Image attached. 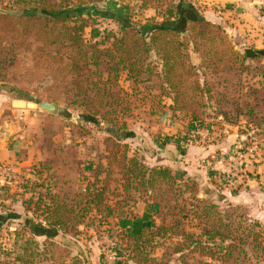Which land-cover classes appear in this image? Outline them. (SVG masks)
Wrapping results in <instances>:
<instances>
[{"label": "rangeland", "instance_id": "1", "mask_svg": "<svg viewBox=\"0 0 264 264\" xmlns=\"http://www.w3.org/2000/svg\"><path fill=\"white\" fill-rule=\"evenodd\" d=\"M186 1L193 5L194 0ZM130 5L135 8L132 20L145 32L155 23L164 21L163 14L155 9L140 11L136 4L131 2ZM196 5L198 11H202L204 6ZM80 10L79 14L87 22L85 40L106 45L110 44V38L118 32L129 14L116 0H104ZM5 11L18 15L26 10L9 0H0V13ZM30 41L33 40L25 43H32ZM17 43L9 35L3 37L0 34L2 124L11 120L13 99L25 96V92L32 97H45L49 89L41 86V82L34 78L36 75L29 74L28 66L36 57V45L20 48ZM248 51H253L250 53L253 55L257 53ZM153 60L158 62L157 57ZM191 61L200 66L202 60L191 52ZM245 64L249 71L244 80L253 85L251 89L247 86L245 101L254 114L246 113L238 126L230 128L224 125L213 111L214 103L203 99L196 107L201 120L190 117L192 104L186 111H174L172 100L160 96V83L156 79L137 87L130 85L137 88V93H130L138 96L131 100L127 128L119 133L123 136L121 145L126 146L114 147L115 151L119 150L118 154L123 155L127 150L130 157L140 158L147 166L170 167L196 177L199 198L212 199L222 213H227V221L242 236L239 247L244 251L226 264H264V58L257 62L249 60ZM203 71L193 79L203 81ZM206 79L212 84L217 81L212 75ZM123 85L129 88V85ZM194 96L197 100L201 93H194ZM4 97L8 100H3ZM60 105L79 120L75 122L51 115L53 118L46 119L47 113L20 109L18 123L22 129L27 128L7 139L17 146V155L15 159L0 162V261L14 264L16 249L22 251L29 241V246L39 253L36 261L41 264H125L128 243L121 228L146 229L161 222L153 213L152 197L145 191H131L125 205L116 204L117 195H121L113 194L121 179L117 168H112L108 180L109 197L102 204V215L88 218L76 228L48 234L44 218L37 214L39 212L34 213L37 208L52 207L56 197H62L59 195L64 192L69 195L63 196L64 201L69 199L75 204L81 199L75 195L91 192L94 175L104 179L110 169L106 140L116 136L114 130L113 135L106 131L111 126L86 114L81 108ZM166 112L173 116V128L163 125L162 118ZM202 127L208 132H203ZM62 186L64 190H61ZM189 202L180 200L181 205ZM74 204L69 203V206ZM42 227L47 228L46 232ZM254 235H260L261 249L247 246ZM156 241L163 246L156 249L157 261L153 264H219L210 259L198 260L191 254L185 263H181L179 255H173L172 248H169L172 240L157 238Z\"/></svg>", "mask_w": 264, "mask_h": 264}, {"label": "trees", "instance_id": "2", "mask_svg": "<svg viewBox=\"0 0 264 264\" xmlns=\"http://www.w3.org/2000/svg\"><path fill=\"white\" fill-rule=\"evenodd\" d=\"M9 1L26 11L18 15H11L10 11L0 13V34L3 37L9 35L20 48L36 45V57L28 66L29 74L36 75L34 78L41 86L49 87L45 97H32L22 91L25 96L17 99L48 100L81 108L111 126L106 130L108 133L112 134L114 130L116 134L106 140L110 154L108 176L101 179L100 175H94L91 192L75 195L81 198L75 204L69 199L64 201L63 196H69L64 192L59 195L62 197H56L52 207L37 208L34 213L39 212L37 214L48 225V229H41L44 232L47 229L48 234L67 231L83 225L88 218L102 215V204L109 197V181L115 167L121 176L114 189L116 193H113L121 194L117 195L116 204L125 205L131 191H145L152 197L153 213L161 222L145 231L121 228L128 243L125 264L155 263V251L159 245L163 246L157 238L172 240L169 248L173 255H179L181 263L186 262L189 254L197 256L198 260L210 259L219 264L229 263L236 255L241 256L244 251L239 247L242 236L227 221V213H222L212 199L199 198L195 176L170 167L147 166L140 158L130 157L127 150L123 155L118 154L119 150L115 151L114 147L126 146L121 145L123 136L119 133L127 128L131 100L138 96L130 93H137V88L130 85L137 87L156 79L160 83V96L172 100L174 111H186L192 104L190 117L201 120L196 107L203 99L214 103L213 111L218 118L222 117L230 126H238L246 113L254 114L245 101L247 86L249 89L253 86L244 80L249 71L245 63L264 58V52L256 51L253 55L250 54L253 51L236 50L227 31L219 24L206 21L186 0H116L129 14L110 38L109 45L85 40L87 22L79 14L80 9L104 0ZM131 2L140 11L155 9L163 14L164 21L143 31L132 20L135 8L131 7ZM28 40L33 41L25 43ZM191 52L200 56V66L192 63ZM154 57L158 58L157 63ZM202 70L203 81L200 78L194 80ZM209 75L216 77L214 84L207 81ZM197 92L201 96L194 100ZM64 189L62 186L61 190ZM180 200L190 202L181 205ZM69 203L74 205L69 206ZM259 237L254 235L247 246L261 249ZM28 242L22 246V251L16 249L14 264H41L36 261L39 253Z\"/></svg>", "mask_w": 264, "mask_h": 264}, {"label": "crops", "instance_id": "3", "mask_svg": "<svg viewBox=\"0 0 264 264\" xmlns=\"http://www.w3.org/2000/svg\"><path fill=\"white\" fill-rule=\"evenodd\" d=\"M196 3L199 6H204L200 14L206 21L219 24L227 31L236 50L242 53L248 50H264V0H194L193 5L195 7L197 6ZM4 98L3 100H8V97ZM13 107L11 104V111L13 112L11 113V120L3 124L0 123V162L15 159L17 146L7 142V139L8 137L12 138L11 134H20L22 130L27 128L26 126L22 129L18 123V113L22 110ZM50 118L51 116L47 114L46 119ZM219 119L227 127H236L225 123L222 117ZM202 128L204 129L203 132H208L205 127ZM146 229H138L137 231H145Z\"/></svg>", "mask_w": 264, "mask_h": 264}, {"label": "water", "instance_id": "4", "mask_svg": "<svg viewBox=\"0 0 264 264\" xmlns=\"http://www.w3.org/2000/svg\"><path fill=\"white\" fill-rule=\"evenodd\" d=\"M14 14V13H12ZM185 35H187L185 33ZM13 106L18 109H29V110H39L42 113H47L51 116H58L70 121H78V117L75 116L69 109L61 106L58 103L50 101H42L40 103L27 101L24 99H16L13 101Z\"/></svg>", "mask_w": 264, "mask_h": 264}, {"label": "built area", "instance_id": "5", "mask_svg": "<svg viewBox=\"0 0 264 264\" xmlns=\"http://www.w3.org/2000/svg\"><path fill=\"white\" fill-rule=\"evenodd\" d=\"M162 122L164 126L172 127L174 126L173 116L170 112H166L163 114Z\"/></svg>", "mask_w": 264, "mask_h": 264}]
</instances>
